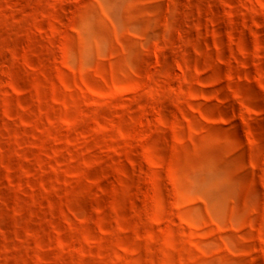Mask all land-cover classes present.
Here are the masks:
<instances>
[{"label":"rangeland","instance_id":"rangeland-1","mask_svg":"<svg viewBox=\"0 0 264 264\" xmlns=\"http://www.w3.org/2000/svg\"><path fill=\"white\" fill-rule=\"evenodd\" d=\"M0 264H264V0H0Z\"/></svg>","mask_w":264,"mask_h":264}]
</instances>
